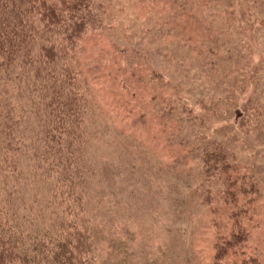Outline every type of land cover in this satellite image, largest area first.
Returning <instances> with one entry per match:
<instances>
[{"label":"rangeland","instance_id":"374dc122","mask_svg":"<svg viewBox=\"0 0 264 264\" xmlns=\"http://www.w3.org/2000/svg\"><path fill=\"white\" fill-rule=\"evenodd\" d=\"M92 3L93 23L76 56L95 111L87 131L97 264H220L217 235L232 226V206L247 207V199L226 205L219 180L205 177L201 149L214 141L260 186L240 221L248 231L242 254L229 252L221 264H264V138L239 128L245 107H264L258 4ZM183 104L190 118L176 107Z\"/></svg>","mask_w":264,"mask_h":264},{"label":"trees","instance_id":"16d2710c","mask_svg":"<svg viewBox=\"0 0 264 264\" xmlns=\"http://www.w3.org/2000/svg\"><path fill=\"white\" fill-rule=\"evenodd\" d=\"M252 2L264 14V0ZM92 4L0 0V264H97L87 131L95 111L76 56L93 23ZM176 107L190 118L184 104ZM244 112L240 131L264 138V107L250 103ZM202 152V171L207 180H219L225 204L247 199V207L232 206V226L217 235L221 264L229 252L242 254L248 231L240 221L260 186L222 144L214 141ZM170 207L175 212L177 205Z\"/></svg>","mask_w":264,"mask_h":264}]
</instances>
